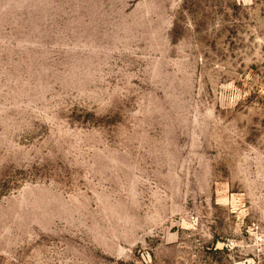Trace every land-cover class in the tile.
<instances>
[{"label":"rangeland","instance_id":"1","mask_svg":"<svg viewBox=\"0 0 264 264\" xmlns=\"http://www.w3.org/2000/svg\"><path fill=\"white\" fill-rule=\"evenodd\" d=\"M0 264H264V0H0Z\"/></svg>","mask_w":264,"mask_h":264},{"label":"built area","instance_id":"2","mask_svg":"<svg viewBox=\"0 0 264 264\" xmlns=\"http://www.w3.org/2000/svg\"><path fill=\"white\" fill-rule=\"evenodd\" d=\"M256 229H258V227Z\"/></svg>","mask_w":264,"mask_h":264}]
</instances>
